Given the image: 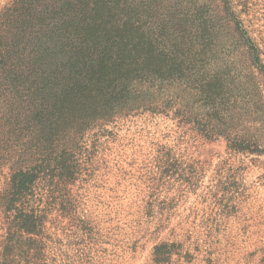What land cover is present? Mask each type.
<instances>
[{"label": "rangeland", "instance_id": "rangeland-1", "mask_svg": "<svg viewBox=\"0 0 264 264\" xmlns=\"http://www.w3.org/2000/svg\"><path fill=\"white\" fill-rule=\"evenodd\" d=\"M130 24L164 30L169 114L130 111L131 77L113 83L124 68L103 46ZM0 51L40 113L0 175V236L38 232L33 264H264V0H0ZM32 169L7 211L13 176Z\"/></svg>", "mask_w": 264, "mask_h": 264}, {"label": "trees", "instance_id": "trees-1", "mask_svg": "<svg viewBox=\"0 0 264 264\" xmlns=\"http://www.w3.org/2000/svg\"><path fill=\"white\" fill-rule=\"evenodd\" d=\"M99 4L95 3V8L92 11V14H94L93 18L96 17L97 20L101 19L100 13H104L105 11L103 10L105 7L102 8ZM116 19L117 15L115 13L111 21L117 24ZM98 30L94 28V34ZM140 31L141 27L130 24L118 32L116 36H113L115 38L117 37L116 41L103 46L106 51L104 52L105 57L113 56L116 53L115 60L111 62V68L115 71L124 68L115 75L113 83L117 82L120 85L121 78L124 77L126 80H129L131 77L127 95L131 100H134L132 105L134 107L129 108L130 111H150L159 114H169V112L173 111V102H171V99L167 102L156 103L157 94H160V91L164 88L173 90V66H169L164 58L159 57L166 56V48H161L158 43V38H162L164 30H154L150 32V37L148 35L143 38H139L140 36H144ZM154 56H158V62ZM125 69L126 71L124 72ZM133 84L136 91L146 88V92L141 97L135 96L136 93L133 88L131 90ZM115 87H117V84ZM31 90L32 88L29 86L28 78L24 75V69L15 64L7 52L0 51V175L3 172L2 168L10 164L13 166L14 164L13 160L17 153L14 150L20 139V137H16V132L24 130V133L28 129L37 131L40 129L41 125L37 122V120L39 121L40 113H36L33 104L30 102ZM122 90L123 92L125 91V89ZM82 91L89 93L87 87H84ZM112 95H117L116 90L112 92ZM71 102V98H68L64 100V106L56 109L67 113L70 111L69 103ZM84 106L87 112L91 113V121L101 120L99 116V104L94 106L91 102H88ZM95 111L96 117L93 114ZM57 113L61 115L58 110ZM29 142L24 144L27 145ZM34 143H36L35 146L38 148L43 146L36 139L30 142L31 145ZM57 143L56 146H58ZM27 156L30 158L28 153ZM44 169L46 170L47 167ZM36 172L35 169L19 170L13 176L12 188L10 190L13 198L9 201L10 204L8 205L7 211L15 205L16 197H20L26 193L32 181L38 176ZM5 205V201L2 202L0 200V211H2ZM38 234L36 231L30 232L26 229L25 231L11 230L7 234H2L0 236V258L3 260L0 264H21V261L26 258L32 264L34 261L35 263L40 261L44 246L43 242L38 240Z\"/></svg>", "mask_w": 264, "mask_h": 264}]
</instances>
